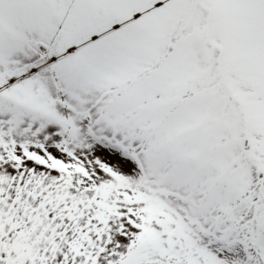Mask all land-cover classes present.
Returning a JSON list of instances; mask_svg holds the SVG:
<instances>
[{"label": "snow or ice", "instance_id": "obj_1", "mask_svg": "<svg viewBox=\"0 0 264 264\" xmlns=\"http://www.w3.org/2000/svg\"><path fill=\"white\" fill-rule=\"evenodd\" d=\"M0 264H264V0H0Z\"/></svg>", "mask_w": 264, "mask_h": 264}]
</instances>
